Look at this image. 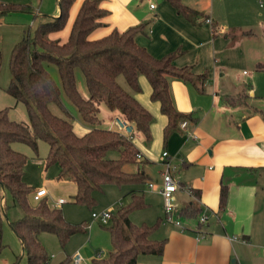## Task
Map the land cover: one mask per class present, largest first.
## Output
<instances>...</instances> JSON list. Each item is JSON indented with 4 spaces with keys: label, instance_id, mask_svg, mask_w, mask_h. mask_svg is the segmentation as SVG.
<instances>
[{
    "label": "trees",
    "instance_id": "16d2710c",
    "mask_svg": "<svg viewBox=\"0 0 264 264\" xmlns=\"http://www.w3.org/2000/svg\"><path fill=\"white\" fill-rule=\"evenodd\" d=\"M56 1L58 14H33L28 29L11 51L7 92L16 102L24 104L27 121L12 119L7 108L0 109V187L6 195L2 196L0 192V248L4 217L20 239L27 264L47 263L49 256L39 238L41 232L54 233L63 246L71 234L85 230L86 224L68 222L60 207L49 205L46 195L33 198L35 189L23 180L27 155L14 149L12 144L22 142L37 152L39 141L46 142L45 166L58 167L56 181L74 184L75 191L69 196L72 202L91 206L95 202L93 192L102 190L106 184H141L148 179L141 168L127 171L124 165L138 163L139 149L132 137L140 133L144 142L150 143V127L155 117L121 85L119 79L123 78L133 92H139V76L146 77L152 89L151 98L160 102L161 112L167 117L163 128L164 142L172 132L181 130L182 121L197 120L191 112L175 108L169 78L189 82L198 91H203L206 79L205 73L193 72L190 65L174 63L179 49L155 57L138 44L136 37L146 33L147 21L124 30L113 28L103 36L90 38V33L104 24L102 19L109 13L100 5V0L82 1L65 40L50 38L49 33L64 28L74 0ZM165 1L192 24L208 19L207 14L184 0ZM32 9L29 4L0 1V17L11 12H31ZM216 25L211 21L213 31ZM45 61L58 67L61 85L49 74L43 64ZM76 67L84 74L87 97L77 89ZM61 91L75 106L79 119L89 126L84 133L75 132L73 121L68 117L70 113L61 101ZM50 103L59 106L65 115L52 112ZM103 110L131 125L132 133L127 136L119 129L109 128ZM110 151H116L118 155L109 156ZM128 193L130 201L111 212L106 222L112 248L99 258L92 257L93 264H144L138 262L139 254L159 255L163 251L165 239L151 237L161 220L157 219L154 224L132 222L130 213L147 203L141 191L132 189ZM226 194V186L222 185L221 205ZM14 207L18 209L14 211L15 218H9L8 212ZM200 212L193 204L179 210L184 218L198 219ZM71 263V257L66 256L55 264Z\"/></svg>",
    "mask_w": 264,
    "mask_h": 264
},
{
    "label": "crops",
    "instance_id": "0c3cea01",
    "mask_svg": "<svg viewBox=\"0 0 264 264\" xmlns=\"http://www.w3.org/2000/svg\"><path fill=\"white\" fill-rule=\"evenodd\" d=\"M82 1H73L64 28L49 33L50 38L61 41L67 38ZM132 1L100 0V5L109 13L102 19L104 24L95 28L89 37L97 38L113 28L124 30L147 21L146 33L136 37L138 44L155 57L179 49L174 59L177 66L190 65L193 72L206 74L203 91L189 82L169 78L175 108L191 112L197 120L186 121L185 126L172 132L166 142L163 141V128L167 117L161 112L160 102L151 98L152 89L146 77L139 76V92H133L123 78L119 79L155 117L150 127L152 140L149 144L140 134L132 137L140 153L133 171L141 168L148 176L145 187L133 189L143 194L147 203L144 207L151 204L145 193L161 198L157 218L161 223L152 232V238H164L165 244L161 254H143L144 261L138 262L264 264L263 20L258 24L262 29L259 35L253 28L251 0H217L216 4V0H210L209 4L207 0H184L208 15V20L200 19L197 24L178 14L165 0H158L157 4L150 2L146 10L129 9ZM35 9L36 13L49 16L59 11L54 2L44 4L42 0ZM26 17L31 23L33 16L26 14ZM211 21L217 24L215 31ZM102 113L109 123L115 115L104 110ZM73 127L77 134L89 129L77 117ZM162 151H167L169 171L179 184L171 201L182 226L163 220L164 199L158 192L165 168ZM59 182L70 183L63 180L56 181V185ZM149 183L153 187H149ZM71 185L74 193L75 186ZM222 185L227 190L223 205L220 204ZM58 199L65 201L63 197ZM187 204L199 207L200 213L207 215L206 221L201 224L196 218L181 217L179 210ZM147 255L154 256L151 262L146 261Z\"/></svg>",
    "mask_w": 264,
    "mask_h": 264
},
{
    "label": "rangeland",
    "instance_id": "374dc122",
    "mask_svg": "<svg viewBox=\"0 0 264 264\" xmlns=\"http://www.w3.org/2000/svg\"><path fill=\"white\" fill-rule=\"evenodd\" d=\"M0 1L29 4L33 7L31 12H11L0 17V109L4 107L7 108L8 116L12 119L18 121H27V113L24 104L22 102H16L15 99L7 92V87L11 78L9 61L13 46L19 42L24 32L30 25L26 14H31V16H33V14H37V10L35 8L38 6L40 0ZM42 1L44 4L51 1L58 6L56 0ZM150 2L157 4L158 0H133L129 4V9L136 10L138 8L140 10H146ZM217 2L218 1L216 0L215 4ZM206 3L209 4L210 0H207ZM249 8L252 12L251 19L253 22V28L257 34L261 35L262 29L258 26V24L261 22V20L264 22V0H251L249 3ZM259 13H261L260 16ZM43 64L53 79L59 85H61L58 67L52 62L45 61ZM74 74L79 93L83 97H87L88 90L83 72L80 68L76 67L74 69ZM60 98L67 111L70 113L68 117L71 118L72 121L76 117L79 119V115L75 106L70 102L63 91H61ZM49 108L54 113H57L61 116L65 115L60 107L55 103H50ZM12 146L14 149L27 155L23 174V180L25 183L34 189L40 187L47 188L48 193L46 194V198L49 205L60 207L64 218L68 222H84L86 224L85 230L77 231L71 234L63 246L60 244L57 236L54 233L45 231L41 232L39 234V238L49 256L46 264H55L66 256L71 257L77 250H79L83 255V260L80 262V264H93L92 257H94L97 252L102 251L103 255L106 254L112 248L110 234L106 229L108 224L102 223L98 218L92 217V212L99 213L103 210L114 212L118 206L125 205L130 201V195L128 194L130 189H142L146 185H144V183H125L121 185L114 183L106 184L103 186L102 190H95L93 192V195L95 196V202L91 206L74 203L69 197L73 193L71 192L73 191L71 188L72 183L70 182L68 184L59 182L56 185L55 176L57 174L58 167L56 165H50L48 167L45 166L44 156L47 152L46 142L39 141L37 152H34L28 145L22 142H14ZM117 155L118 153L116 151H110L109 153V156L112 157ZM124 169L127 171H133L134 164H125ZM0 192L2 193V196H6L4 195V190L1 189V187ZM145 195L149 196L151 199V204L147 207L133 210L129 217L134 223L139 224L141 222H145L147 224H154L157 221L158 215H160L161 210L159 206L162 204L160 200L161 198H159L157 195L151 197L150 193H145ZM58 197H63L65 201L58 203L56 201ZM15 209L18 210L16 207H14L12 210L10 209L8 212L9 218H15ZM1 230L2 247L0 248V264H27L26 257L22 252L20 240L13 232L8 220L4 217L1 223ZM152 235L153 234H151V237ZM86 248L92 252L93 256L87 257L85 253ZM144 257L145 255L139 254L138 261H144ZM151 257L154 256L147 255L146 261L151 262V259H153Z\"/></svg>",
    "mask_w": 264,
    "mask_h": 264
},
{
    "label": "built area",
    "instance_id": "2783aa9c",
    "mask_svg": "<svg viewBox=\"0 0 264 264\" xmlns=\"http://www.w3.org/2000/svg\"><path fill=\"white\" fill-rule=\"evenodd\" d=\"M150 6L153 7V4H151ZM185 124H186V121H182L181 127H184ZM111 126L117 127L123 134H125L127 136H129L133 131L132 126L129 125L127 122H125L122 118L118 117L117 115H114L111 122L109 123V128H111ZM161 154H162V157L164 159L165 168H164V171L162 172V183H161L160 188L158 189V192L162 195V197L164 199L163 220L170 222V223H174L178 226H182L180 217L177 213V209L175 208V206L173 205V203L171 201V196H172L173 192L179 187V184L174 179V177L171 175V173L169 171V162L167 160V157H168L167 151H162ZM137 158H140V153L137 154ZM149 187H153V184L149 183ZM46 194H47L46 188L40 187V188L35 190V192L33 194V198L37 199V198L44 196ZM62 201H63V199H58L57 202L60 203ZM91 215L94 218H98L102 223H106L108 221V219L110 218L111 211L103 210L99 213L92 212ZM206 219H207V215L205 213L199 214V216H198V222L199 223H201V224L204 223L206 221ZM101 256H103L102 251L97 252L94 257L99 258ZM71 260H72V264H80V262L83 260V255L80 253L79 250H77L71 256Z\"/></svg>",
    "mask_w": 264,
    "mask_h": 264
},
{
    "label": "water",
    "instance_id": "95a60500",
    "mask_svg": "<svg viewBox=\"0 0 264 264\" xmlns=\"http://www.w3.org/2000/svg\"><path fill=\"white\" fill-rule=\"evenodd\" d=\"M85 253H86L87 257H91L92 256L91 251H89L87 248L85 249Z\"/></svg>",
    "mask_w": 264,
    "mask_h": 264
}]
</instances>
